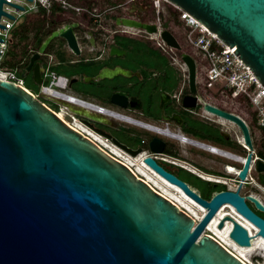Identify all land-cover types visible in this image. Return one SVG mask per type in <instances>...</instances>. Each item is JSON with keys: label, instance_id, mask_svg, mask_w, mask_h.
Returning a JSON list of instances; mask_svg holds the SVG:
<instances>
[{"label": "water", "instance_id": "95a60500", "mask_svg": "<svg viewBox=\"0 0 264 264\" xmlns=\"http://www.w3.org/2000/svg\"><path fill=\"white\" fill-rule=\"evenodd\" d=\"M6 1L24 8L9 0H0V19L2 15L15 17L3 9ZM167 1L195 16L223 42L235 46V53L264 85V0ZM116 23L158 32L155 22L128 16H118ZM78 24L72 21L52 30L32 53L21 76L32 69L34 80L41 84L43 77L37 60L58 37L64 38L72 51L79 54L74 30ZM0 27L7 26L0 22ZM160 35L166 44L181 49L168 28H163ZM0 40L3 39L0 37ZM121 53L123 50L111 48V54ZM180 55L187 67L190 90L183 97V105L193 107L198 100L194 94L196 61L188 52L182 51ZM118 74L129 77L132 71L120 66L104 67L95 78L110 79ZM74 81L72 78L71 83ZM52 98L68 105L79 116L110 123L101 113ZM128 98L126 92L118 90L111 94L110 101L123 108L134 106V101L128 105ZM164 101L162 93V107ZM203 108L236 123L245 144L253 148L248 126L240 115L209 101H203ZM171 118L181 123L179 116ZM114 142L127 148L115 138ZM150 147L160 152L164 141L153 137ZM128 150L134 155L140 151ZM252 157L251 151L245 156L238 173L242 181ZM144 161L207 208L196 224L190 213L64 121L31 91L0 78V264H247L203 230L217 211L227 206L228 213L220 217L216 227L223 230L226 221H231L228 238L238 246H251L254 238L264 239V218L247 205L245 197L261 211L264 203L254 195H241L242 182L236 190L221 189L210 200L203 199L151 156H146ZM255 164L257 171H264L262 160H256ZM233 214H239L257 230L250 234L247 226Z\"/></svg>", "mask_w": 264, "mask_h": 264}, {"label": "flooded vegetation", "instance_id": "af4514ba", "mask_svg": "<svg viewBox=\"0 0 264 264\" xmlns=\"http://www.w3.org/2000/svg\"><path fill=\"white\" fill-rule=\"evenodd\" d=\"M89 4L98 8V16L96 18L89 15L88 19L82 14L68 15L67 18L69 21H65L60 25L62 26L65 23L72 21H77L79 23L75 28L77 29L75 33L78 38L80 53H74L68 46L66 40L62 37H58L56 38L58 40L60 38L64 39L62 44L59 46V44H57L58 40H56L53 50L49 52L46 51L37 60L40 63L41 71L43 65L48 59V53H52L55 61L53 67L57 71L58 69L56 66H59L68 70V73L72 72L71 74L60 72L70 77V85L79 80L84 82L86 81V77L89 76V84L100 87V89L104 91L105 94L103 95V100L107 103L113 105L110 101L111 94L115 91L122 90L129 96L128 105H131L132 101L135 102L134 106H128L127 108L137 110L141 114V120L147 123L151 122L150 124L152 125H166L170 128L171 126L174 128L176 127L177 129L175 130L181 134L209 142L211 141L212 143L215 142L226 147H240V150H243L242 153H244L241 155H247L249 152L247 147L238 141V138L240 139L243 134L236 123L233 122L236 128L234 132H226L223 131L221 127L224 123L221 121L222 119H219V116L216 115L219 118H213L205 115L204 111L206 110L203 108V101L200 98V89H204L202 79L199 80L196 75V92H194V94L198 96L197 104L193 107L184 106L183 97L185 94L190 93L188 71L187 75L184 72L185 77L182 78V74L175 68V64L171 59L174 57L172 55L170 57L163 52L162 49L164 48L157 43V40L153 37L152 33L139 28L138 31H132L129 30L126 25L116 23V18L118 16H128L149 23L155 22L157 9L151 0H112L109 2L106 0H90ZM46 15H49V13ZM164 19L165 17L163 16V20ZM163 28L164 27L162 26V29ZM112 47L123 50V53L111 54ZM33 52L30 53V56ZM61 52L64 56L63 60L59 59L57 56L58 53ZM67 55L74 56L67 59ZM115 66L131 70L132 75L128 77L118 74L110 79L95 78L102 68H113ZM28 72H32L33 76L32 69ZM72 78H75V81L71 83ZM162 93H164L165 97L163 107L160 105ZM225 95H227V97L229 96L227 93H225ZM216 106L231 111L223 105ZM75 115L77 114L73 113V116ZM174 115L181 118L180 124L177 123L175 119L171 118ZM84 120L89 123L91 128L95 129L97 132L105 133L107 137L114 141L115 137L111 133L98 126H94V120L87 118H84ZM193 124H207L211 127L217 128L221 135L220 139L215 141L200 138L193 132L186 130L187 127ZM247 126L251 135L249 125L247 124ZM139 127L151 131L145 127ZM154 133L148 136L147 140L142 137L137 147H132L130 144L120 139H115H117L119 143L125 145L128 149H140L138 154L145 151V156H151L165 171L186 182L188 186L203 199L210 200L217 191L221 190L217 187L219 185H224L225 189H229L232 185L234 186L238 176L236 172L232 173L229 171V167L231 165L236 168L242 167V162H236L233 159H229L230 161L222 162V164L218 162V164H216L210 160H203L198 156L188 154L184 148L177 151L175 147H173L174 145L172 141L164 139L159 134ZM153 137H158L164 141L162 151L159 152L151 149L150 141ZM185 146L189 148H197L188 143H186L184 147ZM121 148L126 152L131 153L127 148ZM182 169L195 175L199 179L206 181L209 186L208 192H203L200 187L181 177L179 172ZM138 175L145 180L143 175L139 172ZM209 175L222 177L226 183L207 179V176ZM148 183L150 184V182ZM248 187V185L244 187L242 184L239 193L246 196L245 194H242L241 191L247 190ZM245 202L249 206L246 197ZM249 207L255 213L263 217L251 206Z\"/></svg>", "mask_w": 264, "mask_h": 264}, {"label": "built area", "instance_id": "2783aa9c", "mask_svg": "<svg viewBox=\"0 0 264 264\" xmlns=\"http://www.w3.org/2000/svg\"><path fill=\"white\" fill-rule=\"evenodd\" d=\"M9 1L22 5L24 8L17 7L14 4L7 1L3 2V6H2L3 9L9 12L10 14L14 15L15 17L11 18L6 15H2L0 19V22L7 26V27H0V37L3 39L0 40V51H1L0 78L6 79L8 81H13L16 84L25 87L26 89L31 91L34 96L40 99L39 97L40 94L28 88L24 84L23 77L18 73L19 67L22 65L23 60L19 63V66L16 68H12L8 66L5 62L14 27L24 18L26 14L37 13L40 10H43L46 14L52 12L53 10H56L57 12H60L63 15L82 14L89 19V15L94 18L98 16L97 14L98 8L93 5H90L89 4L90 0H9ZM151 1L152 3L155 4L157 9L155 23L157 24L158 32L154 33L153 37L157 40V43L163 48L168 47L170 49L171 48L173 49V47L166 44V42L162 39L160 35V31L162 30L161 23L163 21V16H164L163 11L161 9V1L163 0H151ZM165 1L169 2L167 0ZM169 3L172 4L171 2ZM172 5L179 10V20L181 27L185 31V37L187 39V43L197 49L199 57L204 61V68L202 72V84L204 89H211L215 86L216 83L220 82L221 85L219 90L221 93H227L230 97L237 99L241 96L245 97L248 100V102L254 106L253 110L255 111V117H256L255 126L261 128L258 136L259 143L257 144V147H255L253 144V148L250 149L245 144L243 136H241L240 139L238 138V141L243 145H245L248 151H251L253 153V157L251 160V164L249 166L248 173L243 181L238 176V173L242 167H237V168L234 167L238 177L237 180L235 181L234 187H229V189L236 190L238 188L239 183L242 182L244 187L247 185L249 186L247 190L241 191L242 194L254 195L264 203V200L261 196L262 194H260V192L252 191V187H256L257 189L262 191L264 195V186L257 183L254 176L252 175V170L256 169V164H255L256 160L260 159L264 162V85L254 74L251 67L248 64H246L238 54L235 53L234 50L235 46L231 47L229 44L223 42V40L217 35L216 32L210 30L204 23L200 22L195 16L191 15L186 10H183L182 8L174 4ZM47 57L48 59L43 65L41 71V74L44 78L39 86V92L45 93V90L57 89L65 93L72 94L73 96L81 100L89 102V104L93 106V109L91 110L96 112L95 109H97L98 113H101L106 117L107 114L104 112L114 110L109 106L100 104L98 102L90 101L88 99L82 98L81 96L70 92L69 91V88L71 86L70 77L58 72L53 67L55 61L53 59L52 53H48ZM43 102L47 104L45 101ZM47 105L49 106V104ZM89 127L93 131L97 132L95 129L91 128V126ZM183 135L186 137L188 142H190L188 143L189 145L197 147L206 152L213 153L220 157L233 159L236 162H240L238 158H241L243 159V161H241L242 164L244 163L245 156L241 154H238L230 149L223 148L221 146H218L212 142L203 139L190 137L185 134ZM252 142H253V137H252ZM102 148L105 149L104 147ZM258 149H260L263 152V154H259ZM105 150L108 152L107 149ZM136 175L139 176L138 173H136ZM215 180L218 182L226 183V181L219 176H216ZM155 189L158 190L157 188ZM220 210L221 209H219L217 213ZM206 211L207 210L204 211L203 215L205 214ZM235 216L236 215H234V217ZM206 227L203 230V233L207 232L211 234Z\"/></svg>", "mask_w": 264, "mask_h": 264}, {"label": "rangeland", "instance_id": "374dc122", "mask_svg": "<svg viewBox=\"0 0 264 264\" xmlns=\"http://www.w3.org/2000/svg\"><path fill=\"white\" fill-rule=\"evenodd\" d=\"M161 9L163 11L164 17L170 18V24L168 26V29L175 35V37L178 39L179 43L181 44V49H175V48L170 49V48L166 47V48L162 49L163 52L166 53L170 57H171V55L174 57L171 59L175 64V68L182 74V78L185 77L184 72L187 75V69H186L185 63L182 61V59L180 57V53L182 51L190 53L196 61L197 78L199 80L202 79L204 61L199 57L197 49L192 47L190 44L187 43V39L185 37V31L181 27V24H177L171 20V16H170L169 11H168L170 9L169 2H166L165 0L161 1ZM65 17H66V15H65ZM127 28L129 30H132V31H138V28H135V27H128L127 26ZM30 35H31V33L29 34V36ZM152 35H154V33H152ZM16 40L17 39L14 38L15 42H16ZM73 56L74 55H72V56L67 55V59H70ZM22 77L24 79V84L28 88H30L32 91H35L36 93L40 94L39 95L40 99L45 100V102L47 104H49V106H51V108H53L55 110H59L62 106H65L66 110L68 112L65 115L66 119L68 121H71L73 119V113L74 112L70 109V107L68 105H65L61 101L55 100L54 98H52L53 96H51V95H48V94L44 95V94H41V92H39L40 84L34 80V78L32 76V72H28ZM220 85H221V83L218 82L211 89H203V88H202V90L200 89L201 100L202 101H209L215 105H223L226 108L230 109L231 111L239 114L246 121V123L249 125L251 135L253 137V144L255 147H257V144L259 143L258 136H259L261 128L253 125V123L251 122V116L249 115V111L251 109L253 110L254 106L252 104H250V105L244 104L240 107L239 106L240 103L237 100V98H232L230 96L227 97V95H225V93L220 92V90H219ZM69 91L72 92L73 94L79 95L82 98L88 99L90 101L98 102L100 104L109 106L110 108H112L114 110L121 111V112L126 113V114H130V115L135 116L139 119L141 118V114L133 108H127V107L123 108L120 106H116L114 104L111 105V104L107 103L106 101H104L103 100V95L105 94L104 91H102L100 89V87L90 85L88 81L82 82L79 80V81L72 83L70 88H69ZM204 112H205V115H208V116L213 117V118H219L216 115H214L213 113H210L207 111H204ZM75 116L83 124H85L86 126H89V123L84 120V117L78 116V115H75ZM107 119L109 120L110 123H106V122H102V121H93L94 126H98V127L102 128L103 130H106L107 132L111 133L115 138L120 139V140L130 144V146H132V147H137L138 143L142 137L145 140H147L148 136H150L151 134L154 133L151 131H147L143 128H140L137 125H134V124L122 121V120H118V119H115V118H112L109 116H107ZM219 119L221 120V118H219ZM221 121H223V123H224L221 125L223 131H226V132H232L233 131L234 132L236 130L233 122H231L229 120H225V119H222ZM171 128L173 130L177 129L176 127L174 128L172 126H171ZM98 133L100 135L104 136L105 138H109V137H107V135L105 133H100L99 131H98ZM160 136L164 139H169L170 141H172V143L174 145L173 147H175V149L177 151L182 150V148H184V150L188 154H193L195 156H198L199 158H202L203 160H208V161L210 160L211 162H214L216 164H218V162H220L222 164V162L230 161L227 158L214 155L212 153L206 152V151L198 149V148H192V147L189 148L187 146L184 147V145H182L177 139H172V138L162 136V135H160ZM109 140L112 141L110 138H109ZM112 142L114 144H116L114 141H112ZM213 143L218 145V146H221L223 148L230 149V150H232L238 154H244V153H242L243 150H240L241 149L240 147L231 148V147H226V146L217 144L215 142H213ZM117 146H119V145H117ZM132 156H134V155H132ZM135 156H137V155H135ZM179 175L181 177H183L184 179L188 180L189 182L200 187V189L203 192H208L209 186H208L206 181L199 179L195 175H192L191 173H189L183 169L180 170ZM252 175L254 176L257 183L264 186V171H257L256 169H253ZM217 187H218V189H225L224 185H219ZM232 187H234V186L232 185ZM252 191L260 192V194H262L261 196L264 200V195H263L262 191H260L256 187H252ZM248 202H249L248 203L249 206H251L255 211H257L259 214H261L264 217V211H261L258 208H256L254 203L251 202L250 200H248ZM250 260L253 264H264V258H262V256L260 254H257V253L253 254L250 257Z\"/></svg>", "mask_w": 264, "mask_h": 264}, {"label": "bare ground", "instance_id": "6f19581e", "mask_svg": "<svg viewBox=\"0 0 264 264\" xmlns=\"http://www.w3.org/2000/svg\"><path fill=\"white\" fill-rule=\"evenodd\" d=\"M45 93L50 94L51 96L57 98L67 100L71 103H74L75 105H79L87 110L93 111L91 110L93 109V106H91L89 102L81 100L73 96L72 94H68L57 89L45 90ZM95 110L96 112L98 111L97 109ZM55 112L68 124L72 125L81 133L87 135L96 143H98L100 146L107 149L108 152L113 156H115L117 159L129 165L136 173L139 172L141 175H143L145 180L150 182V184L153 187L157 188L161 193H163L165 196H167L168 198L173 200L177 205H179V207L190 213L195 219V224L201 219L204 211L207 210V208L195 202L192 198H190L185 193H183L180 188L168 182L165 178L159 175L152 167H150L147 163H145L144 161V157H146L145 151H143L141 154H137V156L132 154L134 155L132 156L131 153L129 154V152H126L124 149L114 144L112 141L109 140V138H105L104 136L90 129L89 126L83 124L76 116H73V119L71 121H68L65 117V115L68 113L65 106H62L59 110H55ZM104 113H106L107 116L109 117L122 120L137 126L145 127L159 135L166 136L172 139H177L183 145H185L186 143H190L183 134L173 130L170 127H167L166 125L165 126L152 125L149 124V122L147 123L135 116L117 110L106 111ZM238 159L240 160V162L243 161V159L241 158ZM229 171L234 173L235 168L231 165L229 167ZM207 179L215 180V177L209 175L207 176ZM228 206L234 209L233 206L229 204ZM226 207L227 206L222 207L221 210L212 217V221L209 223V225L206 228L210 231V233L213 236L221 240L227 247H229L236 255H238L248 264H253L250 260V257L255 253L260 254L262 258H264L263 238L261 237L254 238L252 245L248 247L238 246L237 244H235V242H232L227 235L233 225L231 221L228 220L226 221V227L223 230H220L216 227L217 224L219 223L220 217H222L225 213H228L225 212ZM235 215H236L235 217H237V219L241 223L247 226L250 234H253V232L257 230L256 226L244 220L239 214H235Z\"/></svg>", "mask_w": 264, "mask_h": 264}, {"label": "trees", "instance_id": "16d2710c", "mask_svg": "<svg viewBox=\"0 0 264 264\" xmlns=\"http://www.w3.org/2000/svg\"><path fill=\"white\" fill-rule=\"evenodd\" d=\"M106 1H112V0H106ZM170 4V3H169ZM169 14L171 16V20L174 21L177 24H180L179 20V10L174 7L172 4H170V9L168 10ZM84 18V17H80ZM69 21L65 15L61 14L60 12H57L56 10H53L49 13V15H46V13L43 10L38 11L37 13H29L24 16V18L14 27L12 31V37L7 53L6 58V64L12 68H16L19 66V63L23 60L22 65L19 67L18 73L21 75V71L24 67L27 66L30 53L34 50L38 49L41 42L44 40V38L50 34L52 30L63 24V22ZM170 24V18L165 17V19L162 22V25L164 28H168ZM77 29H75L76 31ZM31 35L29 36V34ZM14 38H16V42L14 41ZM57 39L53 40L48 48L47 52L52 51L55 45V41ZM64 39L60 38L58 40L59 46L62 44ZM58 58L63 60L64 56L61 53H58ZM59 72H64L67 74L68 70L65 68L56 66ZM42 101H45L41 99ZM240 103V107L244 104H249L248 100L245 97H239L237 99ZM249 107V106H248ZM249 115L251 116V122L253 125L256 123V117H255V111L250 110ZM188 131L193 132L195 135L199 136L200 138L210 139L218 141L221 137L219 131L217 128L211 127L207 124H193L189 127H187ZM259 154H263V152L258 149Z\"/></svg>", "mask_w": 264, "mask_h": 264}, {"label": "crops", "instance_id": "0c3cea01", "mask_svg": "<svg viewBox=\"0 0 264 264\" xmlns=\"http://www.w3.org/2000/svg\"><path fill=\"white\" fill-rule=\"evenodd\" d=\"M66 17H68V14L66 15ZM183 145V144H182Z\"/></svg>", "mask_w": 264, "mask_h": 264}]
</instances>
